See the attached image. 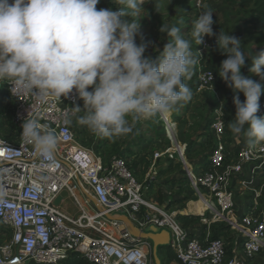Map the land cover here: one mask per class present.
<instances>
[{"label":"built area","instance_id":"2783aa9c","mask_svg":"<svg viewBox=\"0 0 264 264\" xmlns=\"http://www.w3.org/2000/svg\"><path fill=\"white\" fill-rule=\"evenodd\" d=\"M213 41L214 37L206 36L203 49L216 45ZM216 82L213 70L201 71L197 93L213 91ZM3 90L13 102L19 136L15 143L0 136V224L11 231L10 240L0 245V264H62L76 253L90 264H153L152 243L132 236L123 223L107 217L121 214L141 231L150 226L168 230L169 248L180 264H251L264 251V205L261 192L251 189L256 179L264 178V143L250 145L241 136L240 147L229 151L227 144L234 138L225 137L226 124L219 115L210 126L215 143L206 167L187 159V145L177 139L172 113L160 117L172 142L164 155L181 162L192 194L204 206L201 215L190 213L202 217L204 231H195L178 220L186 211L178 206L167 209L147 197L156 165L140 183L124 159L103 160L77 143L74 121L80 112L73 107L80 106L81 100L75 90L67 98L41 99L31 92L12 91L7 81H0V97ZM259 103L257 115L264 116V95ZM26 118H37L54 131V163L23 141L21 125ZM77 179L103 211L86 209L91 202L81 193ZM248 190L253 192L251 198L245 193ZM64 191L76 201L78 216L55 206ZM219 225L230 229L228 239H213V227Z\"/></svg>","mask_w":264,"mask_h":264},{"label":"clouds","instance_id":"9594fccd","mask_svg":"<svg viewBox=\"0 0 264 264\" xmlns=\"http://www.w3.org/2000/svg\"><path fill=\"white\" fill-rule=\"evenodd\" d=\"M113 2L117 10L97 9L100 0H0V81L41 99L67 98L75 90L83 101L82 108L73 107L84 112L79 122L99 138L129 135L140 121L183 107L192 97L185 81L200 62L192 43L199 46L206 36L216 35L214 12L205 8L192 21V41L180 27L163 24L160 32L171 39L154 60L145 56L147 45L136 20L145 0ZM217 43L227 55L218 74L234 93L236 113L229 129L250 145L264 143V116L257 115L264 87L242 73L248 58L239 38L221 31ZM251 59L250 73L264 81V49ZM223 107L222 102L215 110L221 118ZM21 128L23 141L54 163V131L37 118H26Z\"/></svg>","mask_w":264,"mask_h":264},{"label":"rangeland","instance_id":"374dc122","mask_svg":"<svg viewBox=\"0 0 264 264\" xmlns=\"http://www.w3.org/2000/svg\"><path fill=\"white\" fill-rule=\"evenodd\" d=\"M110 1L113 2V0ZM199 1L200 0H145V5H143L139 15L136 17L137 22H140L141 25L140 32L143 37V42L147 45L145 52L150 53L155 49H158L159 42L155 36L158 33L165 35V33L160 32V28L163 24L168 26L170 23L175 22L176 20H181L180 13H182L181 11L183 8L192 3L198 4ZM235 4L236 0H201V7L212 10L214 12L213 15H215L213 30L216 35L212 36L211 38L214 37L215 41H217V37L220 35L221 31L225 34L233 35L239 38L242 41V50L244 51L246 58H248L246 59L245 66L241 69V71L244 75L251 76L252 79L260 82V78L250 73L249 69L252 67L251 57L255 56L256 53L264 49V46H258L256 42L249 38L245 31L246 26L244 25L245 20L249 18L248 10L237 7ZM97 6H99V4ZM115 6L117 9L120 7L117 4H115ZM149 39L155 40L153 46L148 45ZM141 42V36L138 35L136 38V43L139 45ZM216 46H218L217 42ZM203 50L205 51V49ZM226 58L227 55L221 53L219 46L215 52L207 53L205 65L211 67L210 70H213L216 73L218 88L215 85L213 91L197 93L196 84L199 80V75L197 81L188 84L192 91L191 100L184 104L183 107H180L177 111V114H182L186 105H188L186 107L188 108V112L186 113L184 122L177 123L172 116L173 121L177 124L176 135L178 141L181 144L188 145L192 141H196L197 144L202 143L205 138L200 137L201 133L205 131L208 120H213L218 116V112L215 110L218 109L223 102L224 115L222 119L226 124V130H229V137H227V139L229 138L228 140H231L230 138H232V136L234 138V140H231L230 145L227 144L228 149L231 152H235L236 149L240 147V144L242 143L241 136L244 135L233 134L228 126L229 122L235 118L236 113V108L233 103L234 93L218 74L221 62ZM203 70L204 68H200L198 73L200 74V72ZM89 90L91 91V89ZM263 95L264 93H262L261 97ZM239 96L240 100L243 102L245 100L244 94L241 92L239 93ZM80 106L81 108L83 107L82 100L80 102ZM83 115L84 112L81 111L79 116L74 121L76 141L81 147L92 150L95 153L97 144L101 138L92 134L86 125L79 122L78 118ZM149 120L150 119L142 120L137 123L134 127L133 133L114 138L115 142L110 154L117 155L125 151L126 148H129V151L131 150V152L136 155L135 161H138L139 167L141 168L139 179L145 177V174L150 170V168L153 165H156L154 167V173H156V175L154 176V179L148 181V186L150 187L151 184H153L156 188L160 186L162 193L166 197L167 203L183 199L185 203L178 207L184 212L187 211V213L185 212L186 215H190L191 212L196 214L201 213L203 207L194 204L197 202V198L194 197L191 192V188L188 180L185 178L183 168L178 172L168 175L167 177H158V172L163 168H166L167 164L169 163L168 161L170 159L167 155H164V153H166L168 149L172 148V142L168 139L162 122H160V125L157 126V132L164 133L165 139L159 140L156 137V133L151 132V129L148 127L147 122ZM245 127L247 128V125ZM195 150L196 151L194 152L193 159L191 161L193 163L203 164L204 160H206V158L209 156L211 150L206 151L201 149L199 151L198 147ZM102 159L105 160L106 158L102 156ZM181 179L186 182V185H174L172 183L174 180L179 181ZM142 181H144V178ZM251 189H256L261 192L260 201L262 202V205H264V178H260L259 180L256 179ZM245 193L250 198L253 194L251 190H248V192ZM242 195L243 194H239L238 198L241 199ZM79 199L81 202L84 201L82 195H79ZM68 201L72 204V206L78 208L77 203L73 198H68ZM200 218L201 219L192 228L195 231L198 228L202 230L204 229L202 226V217ZM133 225L137 228L134 223ZM0 228H2V226ZM230 232L228 236L230 235ZM9 240L10 237L0 234V245L7 243ZM166 250L169 251L170 248ZM251 264H264V251Z\"/></svg>","mask_w":264,"mask_h":264},{"label":"trees","instance_id":"16d2710c","mask_svg":"<svg viewBox=\"0 0 264 264\" xmlns=\"http://www.w3.org/2000/svg\"><path fill=\"white\" fill-rule=\"evenodd\" d=\"M235 5H237V7H240L242 9L248 10L249 18L244 22V25L246 26L245 31L252 41L256 42L258 46L263 47L264 46V0H236ZM200 7L198 8L197 3L189 4L181 11L182 12L180 13L181 20H176L175 22L170 23L168 27L169 28H171L172 26L180 27L181 34L184 36V38L188 39L189 41H192V37H191L192 21H194L196 18L199 17V15L201 14L200 12L201 10L205 9ZM101 8L104 9L111 8L112 10H117L114 2L110 0L100 1L99 6H97V9H101ZM213 20L215 21V15H213ZM155 38L159 42L158 49H155L153 52L149 51L150 53L145 52L146 57H151L154 60L159 58V55L163 51L164 46L169 42V39H171L170 37L167 36L166 33L165 35H161L158 33L156 34ZM154 41H155L154 39H149L148 45L153 46ZM217 49L218 46L213 45L210 49L204 51L201 45L197 46L194 44V42L192 43L193 54L194 56L199 58L200 62L194 67L191 78L185 81L187 85L191 82H195L198 80V75H199L198 70L200 68H204V70L211 69V67L205 65L207 53L215 52ZM260 83L262 84V87H264V81H261L260 79ZM215 85L218 88L217 82L215 83ZM187 106L188 105H186V107ZM186 107L182 114H177L178 113L177 111L179 109L176 110L175 112L174 111L172 112V116L177 123L184 122V118L186 117V113L188 112V108ZM13 108H14L13 102L11 101L7 91L3 90L0 97V136L9 143H15L19 136V129L13 123ZM213 120H208L205 131L202 132L200 135V137L205 138L202 143L197 144L196 141H192L187 145L186 156L188 160L191 161L193 159V155L197 147L199 151L201 149L210 151L214 146L215 139L210 132V126ZM160 122H161L160 116L151 118L147 122L148 127L151 129V132H155L156 137L159 140L165 139L164 133L157 132V126L160 125ZM228 136H229V130H226L225 137ZM114 142H115L114 138L112 139L101 138L97 144L95 154L100 156L101 158L102 156H104L106 158L105 160L111 159L112 157H119L124 159L127 162L128 168L134 173L137 180L140 183H142L144 177H142V179H139V173L141 171V168L139 167L138 161H135L136 155L133 152H131V150L129 151V148H126L125 151L117 155H111L110 153L112 152V147ZM207 158L206 160H204V163L201 166L203 167L207 166ZM168 162L169 163L167 164L166 168H163L158 172V177L160 178L167 177L168 175L178 172L183 168L179 160H169ZM172 183L174 185L175 184H181L183 186L186 185V182L183 179L179 181L174 180ZM147 197L159 203L160 205L166 204L167 209H172L175 206H182L185 203L183 199L167 203L166 197L162 193L160 186L156 188L153 184H151L148 189ZM197 215H201V213ZM200 217L201 216H196V215H179L178 220L185 228H193L195 224L201 219ZM213 230H215L212 236L213 239H217L221 237L224 239H228V234L230 232V229L226 225H219L217 227H213ZM0 234H3L11 238V231L9 229L3 227L0 228ZM159 254L163 264H180V262L176 259L175 255L170 250L168 251L166 249H160ZM62 264H90V263L87 262L82 255L76 253L73 254L68 261Z\"/></svg>","mask_w":264,"mask_h":264},{"label":"water","instance_id":"95a60500","mask_svg":"<svg viewBox=\"0 0 264 264\" xmlns=\"http://www.w3.org/2000/svg\"><path fill=\"white\" fill-rule=\"evenodd\" d=\"M84 193L88 196L91 202L98 204L97 199L90 192L86 191ZM66 198H68V193L64 191L55 200V206H60L62 201ZM98 211H103V208L99 207ZM107 217L111 220H116L123 223L127 231L132 236L150 241L152 243V257L154 264H163L159 251L160 249H168L170 246L171 235L168 230L158 229L155 226H150L148 229L141 231L136 228L129 219V217L124 214L115 216L108 215Z\"/></svg>","mask_w":264,"mask_h":264},{"label":"crops","instance_id":"0c3cea01","mask_svg":"<svg viewBox=\"0 0 264 264\" xmlns=\"http://www.w3.org/2000/svg\"><path fill=\"white\" fill-rule=\"evenodd\" d=\"M10 2H12V0H10ZM76 183L78 184V186L80 188V191L83 194V196L91 202V200L88 198V196L84 193L86 191H88V192H90V191L84 186V184H82V182L80 180L77 179L76 180ZM59 207H60L61 210H63L64 212H66V213H68V214H70L72 216H75L76 217V216L79 215V209L78 208H75L74 206H72V204L68 201V198H66L65 200H63L62 203H61V205ZM85 207H86V209L88 211H90L91 213H93L94 211H98L99 210V207H101V206H100L99 203L96 204L94 202H91V205L90 206H85ZM197 233H199V232H197Z\"/></svg>","mask_w":264,"mask_h":264},{"label":"bare ground","instance_id":"6f19581e","mask_svg":"<svg viewBox=\"0 0 264 264\" xmlns=\"http://www.w3.org/2000/svg\"><path fill=\"white\" fill-rule=\"evenodd\" d=\"M194 204H196L197 206L199 205V206L203 207V210H202V212H201V214H202L203 211H204V206H203V204H202L201 202H195ZM186 212H187V211H186Z\"/></svg>","mask_w":264,"mask_h":264}]
</instances>
